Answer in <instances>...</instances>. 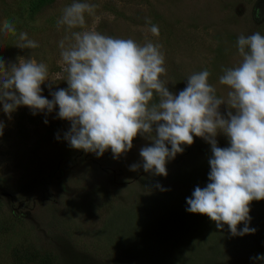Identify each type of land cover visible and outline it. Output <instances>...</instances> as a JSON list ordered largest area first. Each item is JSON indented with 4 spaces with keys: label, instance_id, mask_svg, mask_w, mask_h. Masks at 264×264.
I'll use <instances>...</instances> for the list:
<instances>
[{
    "label": "rangeland",
    "instance_id": "1",
    "mask_svg": "<svg viewBox=\"0 0 264 264\" xmlns=\"http://www.w3.org/2000/svg\"><path fill=\"white\" fill-rule=\"evenodd\" d=\"M97 7L85 14L83 30L162 45L169 90L178 93L186 78L207 69L219 96L222 69L241 60L238 37L264 35V0H88ZM72 0H0V22L15 24L17 35L0 33V57L17 62L31 57L48 65L57 82L41 85L42 95L66 88L58 42L65 29L56 22ZM261 9L257 19L256 9ZM146 18L159 28L153 36ZM80 30V29H77ZM20 32L38 42L35 49L15 44ZM226 111V106H221ZM52 113L32 114L20 106L5 114L0 105V264H264V200L250 204V227L257 231L232 236L208 216L186 211L194 188L206 186L210 145L194 136L183 153L167 162L168 175L141 167L140 149L151 143L141 136L119 159L69 146L70 122ZM45 119L48 123H45ZM57 134L60 139L56 138ZM218 146H228L223 134ZM170 147V146H169ZM157 184L162 186L157 187ZM243 223L238 228H243Z\"/></svg>",
    "mask_w": 264,
    "mask_h": 264
},
{
    "label": "clouds",
    "instance_id": "2",
    "mask_svg": "<svg viewBox=\"0 0 264 264\" xmlns=\"http://www.w3.org/2000/svg\"><path fill=\"white\" fill-rule=\"evenodd\" d=\"M96 7L88 0H72L61 10L56 26L63 27L65 35L58 42L63 72L59 81H66L67 87L52 91L49 84L52 99L42 95V84L57 82L46 63L30 56H19L17 62L0 57L3 112L10 119L18 107L27 106L33 115H47L58 106L56 118L70 122L63 137L69 146L97 157L110 149L119 159L139 135L151 143L140 149L141 162L130 170L142 167L165 177L167 162L183 153V145H192L194 136L200 137L210 145L209 182L197 185L186 198V211L208 216L217 229L227 225L232 236L254 234L250 204L264 200V35L238 37L241 60L219 76V83L228 87L226 97L209 83L207 69L190 74L186 87L175 93L161 78L166 75L162 45L83 30L85 14L93 15ZM256 15L261 17V9ZM146 23L158 37V26L147 18ZM0 33L17 35L15 24L3 20ZM15 46L35 49L39 44L20 32ZM4 127L0 121V136ZM219 134L226 136L228 146H218ZM250 259L264 261V254Z\"/></svg>",
    "mask_w": 264,
    "mask_h": 264
}]
</instances>
